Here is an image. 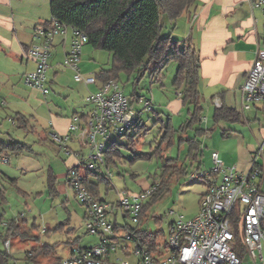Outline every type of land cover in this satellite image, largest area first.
I'll use <instances>...</instances> for the list:
<instances>
[{
  "label": "crops",
  "instance_id": "0c3cea01",
  "mask_svg": "<svg viewBox=\"0 0 264 264\" xmlns=\"http://www.w3.org/2000/svg\"><path fill=\"white\" fill-rule=\"evenodd\" d=\"M50 20L49 0H0V144L17 142L24 145L19 149L20 153L17 149L7 148L0 152V156L5 153L8 163L9 157L15 155L18 169L25 172L42 169L44 177L50 173L53 177V189L60 193L61 187L57 184V179L60 176L64 175L65 184L72 187L66 175L67 169L77 167L82 174L88 170L99 173L102 165L105 168L108 165L106 166L103 161L99 163L96 159L93 160L91 148H89L87 158L82 153V146L87 145L80 128L85 126L86 114L91 105L87 102V107L85 104L80 106L79 97L85 93L87 95L91 90H97L101 82L85 84L75 81L72 70L64 66L63 61L73 38V31L70 28L66 30L65 34H56L52 38L46 78L43 83L48 91L44 93L41 89L24 82L25 75L36 67L35 61L25 55L26 49L30 44L42 41V38L36 35V29L41 26L48 27ZM166 23L171 25L169 33L171 40H173L174 28L180 25L182 38L178 37L179 39L175 41L180 45H191L198 55L196 89L200 110L197 113V120L191 124L187 123L190 113L193 112V105L182 102L181 90L176 89L172 82L171 90L168 94L163 93L162 98L152 93L148 101L150 108L146 109L153 110L158 114L156 119L160 124L159 131L166 136L163 140L161 138L162 142L173 144L174 137H176L178 147L181 149V145H184L185 148L182 150L185 153L184 162L180 163L176 157V164L185 169L184 174L188 170L194 169L209 170L212 164V151L218 152L225 166L247 171L251 166L256 148L264 142L263 104L256 101L252 102L249 108L242 107V85L255 57L256 49L264 40V19L261 8L252 7L250 0H196L176 20L166 21ZM87 53L88 50L84 45L79 61L82 73H96L100 69L110 67L109 65V67L103 68L97 67V64L86 63ZM161 72L162 68L156 73L150 70L148 76L152 84H160L161 88L165 89V80L162 77H166L169 73L163 74L161 77ZM131 76L133 75L127 76L126 79L129 80ZM129 98L132 100V107L136 102L141 101V95L135 92L134 87ZM153 102L156 105L152 104ZM154 106L156 111L153 109ZM221 106L235 110L239 113V119L233 121L228 118L215 121L213 118L214 109ZM135 110L138 113V123L141 124V127L137 131L135 130L134 134L144 127L142 107ZM75 117H78L76 122L80 128L70 131L69 125ZM180 119V124H173L174 120L177 122ZM45 123L47 124L46 128L43 126ZM15 127L18 129L16 131L21 132L19 130L23 129L25 132H12V128ZM42 129H44V136H42ZM54 133L59 136L69 135L62 147L65 156L63 164L60 163L57 153L45 159V163L34 160L31 155L22 154L23 150L32 153L33 150L28 141L21 143L20 137H23L24 140L29 136L34 140L35 138L43 140L46 134L52 138ZM127 141L133 142L131 135L127 136ZM110 142L105 144V148ZM156 151L154 150V152ZM92 161L96 163L95 167L86 168L85 163ZM258 164L262 168L261 184L264 188V155L258 160ZM6 175V173L0 175V189L3 188L1 178ZM96 178L95 174L94 177L90 176L91 180ZM201 180L205 189L200 194L199 207L201 196L207 186L206 181ZM121 192L135 196L141 191L134 193L121 190L117 192L113 200L102 197L99 199L114 202L119 198ZM148 198L149 196L146 199ZM84 215L86 218L85 211ZM108 218L118 227L117 231L120 236L123 235L120 232L124 231L119 226L131 225L127 222L128 218L115 212L109 214ZM175 218L169 222L168 227ZM119 219H122L123 222H120ZM91 234L98 237L96 242L98 243L99 234ZM122 240V238L119 239L118 249L126 257H130L129 247L125 243H120ZM166 240L167 237L164 239L163 251H160L157 237L154 249H152L156 253H154L155 256L167 255ZM246 255L244 249L241 263ZM254 264L262 263L257 261Z\"/></svg>",
  "mask_w": 264,
  "mask_h": 264
},
{
  "label": "built area",
  "instance_id": "2783aa9c",
  "mask_svg": "<svg viewBox=\"0 0 264 264\" xmlns=\"http://www.w3.org/2000/svg\"><path fill=\"white\" fill-rule=\"evenodd\" d=\"M252 7L261 8L264 19V0H250ZM70 28L73 31L69 49L63 64L73 72L75 81L85 84L96 83L94 73H82L79 68L82 47L87 43L85 34L55 19H51L48 27H38L36 35L42 38L39 43L30 44L25 55L34 60L36 67L27 73L24 82L30 86L48 91L43 86L48 67L51 41L56 34H65ZM243 108H249L252 102H261L264 108V40L255 52V57L242 85ZM86 101L91 105L86 114L85 126L80 128L76 122L69 125L70 131L81 129L85 143L92 149L99 163L109 136L122 135L127 132L138 119L137 111L132 107V100L124 95L119 82L109 80L102 82L97 90L89 91ZM144 108L150 104L145 101ZM53 138L62 146L69 135ZM264 155V142L255 150L251 166L247 171L238 170L224 165L217 151L211 152L212 164L209 170H191V178L206 181V191L200 199L199 211L191 218L177 216L168 227L166 240L167 255L157 257L148 246L134 238L129 231L120 236L116 225L108 218L109 214L117 213L129 219L135 225L139 221L144 200L151 194L154 186H150L135 196L121 192L114 201L97 199L83 185L84 174L77 167L67 172L68 182L75 191L78 202L85 207L86 230L98 233V243L80 247L74 246L69 257L61 260V264H109V256L116 252L119 239L133 242L132 255L134 264H241V259L234 250L235 229L238 230L240 243L252 261L264 264V188L261 184L262 168L258 160ZM0 160L7 162L2 153ZM94 162L85 163L92 169ZM9 247V240L5 241ZM117 264H130L122 260Z\"/></svg>",
  "mask_w": 264,
  "mask_h": 264
},
{
  "label": "rangeland",
  "instance_id": "374dc122",
  "mask_svg": "<svg viewBox=\"0 0 264 264\" xmlns=\"http://www.w3.org/2000/svg\"><path fill=\"white\" fill-rule=\"evenodd\" d=\"M181 30L180 25L174 28V36L172 38L174 41L182 38ZM170 32L171 25L166 23L163 27L162 35H169ZM85 46L88 50L86 63L97 64V67H109L112 60L110 52L94 48L87 43ZM176 69L177 63L172 60L162 67L161 77L163 74L169 73L166 77H162L165 80V89L161 88L160 84H152L150 82L149 71L139 80L135 79L136 73H133L129 80L126 79L127 74H119L117 81L125 96L129 98L133 87L135 92L141 95V101L139 103L136 102L133 108L142 107L144 127L136 134H134V128H130L127 131L128 135H132V143L127 141V135L125 134L109 136L107 142L116 141L122 145L119 146L120 156L114 157V162L108 164L107 168L103 165L100 168L99 173L105 175L108 179L107 183L103 181L99 183L100 197L113 200L117 192L121 190L137 193L148 189L154 180H158L164 174L162 167L166 164V158L177 157L180 163L184 162L185 153L182 151L185 148L184 145H181L180 149L177 145L176 137H174L173 144L162 142L161 135L163 133L161 134L159 131L160 124L156 119L158 114L154 113L153 110L143 109L144 101H149L152 93L157 94L160 98H162L163 93L168 94L172 88L171 82ZM85 95L86 93L80 95L78 102H80V106L85 104L87 107V101L84 99ZM152 104H155V102ZM153 109L156 111L155 106ZM180 121L181 119L177 122L174 120L173 124H180ZM43 126L46 128L47 124L45 123ZM16 130L18 129L15 127L11 131L15 133L25 132L23 129V131L19 130L21 132ZM42 130V136H44V129ZM29 133L32 135L31 132ZM19 140L21 143L28 141V144L32 145L33 153L23 150L22 154L31 155L34 160L45 163V159L57 153L60 163L63 164L65 157L63 146L53 136L51 138L46 134L43 140H37L36 138L34 140L30 136L24 140L23 137H20ZM33 140L34 142H32ZM154 150L157 151L154 152ZM88 151L89 147L82 146V153L83 156L86 155V158L89 155ZM18 152L20 153V150ZM134 153H151V155L150 158L132 160ZM93 160H95L94 157ZM190 171L188 170L186 174L172 173L169 180V190L162 197L156 199L155 202H152L150 206L146 207L141 212L138 223L135 224L139 228L158 234L159 241L157 243L160 251H163L169 222L179 215L187 218L194 216L198 212L199 197L205 186L201 179L189 177L188 173ZM43 172L44 170L42 169L28 172L18 169L15 155L9 157L8 163L0 160V175H3V173L7 174L1 178L5 200L0 202V234H5L7 223L12 219L17 220L20 226L19 230L6 237L9 240L8 248L2 237H0V248L6 250L9 255L8 264H33L31 261H27L26 255L30 251L36 250L39 246H47L49 248L48 254H37L36 259L40 264H47L51 258L57 259L58 264H61L62 259L69 257L73 246H88L95 244L98 240L96 235L86 231L85 207L78 202L73 188L65 184V176H60L57 179L61 192L53 194L48 191L46 177H44ZM90 176L94 177V174H90ZM147 200L145 199L143 204ZM119 220L123 222L122 219ZM127 222L132 225L130 221L127 220ZM120 233L123 234V232ZM120 243L128 245L131 256L126 257L120 249H117L115 253H111L109 264H117L122 260L134 264L132 242L122 240ZM249 262L254 264L252 259H249V256L246 255L241 264H249Z\"/></svg>",
  "mask_w": 264,
  "mask_h": 264
},
{
  "label": "trees",
  "instance_id": "16d2710c",
  "mask_svg": "<svg viewBox=\"0 0 264 264\" xmlns=\"http://www.w3.org/2000/svg\"><path fill=\"white\" fill-rule=\"evenodd\" d=\"M195 2L196 0H49V7L51 19L74 27L86 35L87 44L111 53L110 67L94 73L96 80L101 83L118 79L120 73L128 76L136 73L135 79L139 80L147 71L152 70L156 73L168 61H175L177 69L172 85L181 90L184 104L193 105V112L187 119V123L191 124L197 120V113L200 110L196 89L198 55L191 45H180L177 41L171 40L170 34L162 35V30L166 21L176 20ZM213 118L215 121L228 118L234 121L239 119V113L221 106L214 109ZM138 122L139 118L132 127L136 131L141 127ZM124 134L130 136L127 132ZM161 138L162 140L166 138L165 134ZM120 145L122 144L111 141L103 150L102 159L106 166L114 162V157L120 156ZM23 146L17 142L1 143L0 152L7 148L19 150ZM150 155L151 153H134L132 160L150 158ZM184 170L182 166L176 164V158H166V164L162 167L164 174L151 183L154 189L147 202L142 205L140 214L169 190L171 174L184 173ZM90 174L97 175V178L91 180ZM101 181L107 183L108 179L94 170L86 171L83 177L84 188L97 199L100 198L99 183ZM46 186L49 193H57L53 189V177L50 173L46 177ZM4 200V190L0 189V202ZM119 227L125 232L129 231L134 238H138L150 250L154 249L157 233L139 228L137 225L126 224ZM19 228L17 220H10L7 223L5 234H0L3 242L5 243L8 240L6 237ZM115 228L118 229L117 226ZM234 235V250L242 259L244 248L240 243L237 229ZM38 253L48 254L49 248L39 246L36 250L30 251L26 255L27 261L40 264L36 259ZM8 256L7 251L0 248V264H8ZM47 264H58V262L57 259L51 258Z\"/></svg>",
  "mask_w": 264,
  "mask_h": 264
}]
</instances>
